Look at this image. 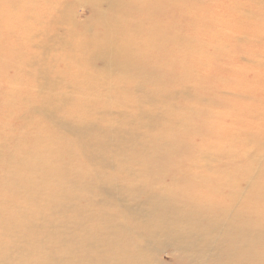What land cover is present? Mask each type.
<instances>
[{
    "label": "bare ground",
    "instance_id": "obj_1",
    "mask_svg": "<svg viewBox=\"0 0 264 264\" xmlns=\"http://www.w3.org/2000/svg\"><path fill=\"white\" fill-rule=\"evenodd\" d=\"M78 1L92 3L85 31L105 48L92 47L90 66L105 76L0 87V264H264V0H215L213 11V0H163L180 24L162 51L200 46L172 69L167 55L148 66L150 42L142 53L137 39L114 35L141 0ZM143 7L160 12L151 0ZM8 48L6 63L30 57L23 43ZM195 68L218 73L210 96L200 93L212 79L193 80ZM127 76L138 83L110 84ZM178 173L210 174L151 185Z\"/></svg>",
    "mask_w": 264,
    "mask_h": 264
},
{
    "label": "rangeland",
    "instance_id": "obj_2",
    "mask_svg": "<svg viewBox=\"0 0 264 264\" xmlns=\"http://www.w3.org/2000/svg\"><path fill=\"white\" fill-rule=\"evenodd\" d=\"M66 1H70L73 11L67 9L60 11L61 14L57 13L56 9ZM141 1L142 6L140 10H134V13H130L125 25L121 26V23L118 24L119 26L117 25L119 31L115 32L114 35L119 38V42H122L123 38L126 39L125 34L128 35L126 40L130 43H135V39H137L139 42L136 40L138 43L135 44L140 47L142 53L145 51V42H150L151 47L148 50L150 56L147 57L151 59V63L148 64L149 67L158 66L161 57L166 55L168 59V64H166L167 69H170L171 66L173 67L172 59L175 56H182L184 58L191 56L196 58V53L200 55V46L191 47L190 50H185L184 48L183 51V47L171 45L162 51L161 41H167L169 30L177 27L180 21H172L170 15L172 5L168 3L162 4L163 0H151L155 10L160 9V12H156L154 15L147 13L145 7H143L144 2H148L149 0ZM91 4L90 1L80 2L78 0L76 2H73V0H0V36L3 38L2 49L0 51V87L10 85L14 87L12 90L20 89L23 86L34 87L48 83L45 82V79L50 77L54 80L51 83L53 86H85L86 81L102 79L105 76V68L102 65L94 66L93 68L90 66L95 61L94 57L91 56V52L94 53L92 47L105 48L102 34L98 33L96 35L91 29H89L90 32L85 31L86 28L91 27L90 24L92 23L88 22L90 18L88 7ZM160 4H162V11ZM12 5L14 6L13 8ZM198 5L201 6V3H198ZM208 7L211 11L215 10L216 1L213 0ZM203 9L208 11L206 7ZM73 12L78 16L76 18L79 21L74 20ZM76 21L79 23L72 25ZM113 23L117 24V21L115 20ZM155 29H157L156 32L152 31L151 35H149L150 30ZM147 31L149 37L146 36ZM189 33H191L189 27L182 31L180 37L181 43L188 44L185 38ZM8 42L10 45L13 42L23 43L27 47L26 52L24 50L23 53H30V57L21 55L14 58V63H6V60L10 59L9 56L11 54ZM8 49L9 52H7ZM186 51L189 53H186ZM7 54L9 55L6 59ZM32 55L34 57H31ZM191 60L194 61V59ZM33 62L39 64L35 65ZM41 70L46 74H41ZM186 72L188 74V71ZM196 72H199L198 68L192 71L193 80H199L200 78L206 80L212 79L211 83L206 82L205 85H201L202 91L200 93L201 96H210L214 92L217 83H219L218 79L214 77L218 73L214 72L213 75H209L210 73L204 71L198 74ZM39 76L40 79L37 80ZM112 77L116 78L118 75L114 74ZM126 78L129 79L125 81H113L110 84L135 86L138 83L134 81L133 77L127 76ZM214 79H216V82H214ZM155 80L151 81L150 85L159 84L161 80L160 76L158 75V79ZM176 80L178 78H168L167 82L170 84L171 81L175 82ZM188 83H190V80L185 82L183 87L188 86ZM127 92L133 93V91ZM0 93L4 92L0 90ZM224 96L227 95L224 94ZM193 114L210 117V115H206V111L203 108L196 109ZM207 174L210 173H191L188 176L178 173L176 176L157 177L151 181V185L153 184L156 187L170 186L172 188H181V183L192 184L193 181H190V178L207 177ZM220 174L224 176V173ZM123 175L125 176L126 173H123ZM89 178L85 180H89ZM147 184L149 185L150 183L147 182ZM183 192L190 194L191 189L185 188ZM199 192L200 190H194V195H199ZM201 195H205V193ZM216 198H219V196L216 195ZM163 259L167 263L170 261L168 255H164Z\"/></svg>",
    "mask_w": 264,
    "mask_h": 264
}]
</instances>
